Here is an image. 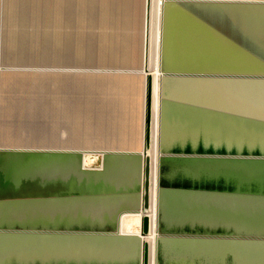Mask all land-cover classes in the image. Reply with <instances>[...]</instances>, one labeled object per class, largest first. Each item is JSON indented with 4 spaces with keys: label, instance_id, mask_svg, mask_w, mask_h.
<instances>
[{
    "label": "rangeland",
    "instance_id": "374dc122",
    "mask_svg": "<svg viewBox=\"0 0 264 264\" xmlns=\"http://www.w3.org/2000/svg\"><path fill=\"white\" fill-rule=\"evenodd\" d=\"M57 2L62 1L21 0L18 5H16L17 2L12 3L11 1L12 4L19 6V9L0 11V50L6 49L5 45L8 38L15 42L12 46H21L22 50L44 52L47 48L50 49L51 46L56 48V43L64 38L66 41L75 44L78 41L80 45L85 46V49L108 50L115 35L114 28L109 27L110 17L107 15L109 13L104 11L108 10L106 2L79 0V10L76 7L77 0L63 1L61 9L60 4ZM162 3H165L166 6V2H163V0L155 1V9H158L155 10V13L157 16L159 15V38ZM51 13L54 20L70 19L76 21V18L82 20L81 18L84 16L86 25L84 28L72 26L45 27L44 22ZM2 20L12 23L19 22L21 25H10L11 23L8 24V22ZM34 20L37 22L36 26L33 25L36 24ZM166 20L165 17L164 27L167 25ZM4 23L7 24L3 26ZM78 30L79 34L77 36ZM177 46H181L180 48L190 47L187 43H178ZM244 47L245 50L254 51L253 46L251 48L250 45H244ZM153 48L155 49L154 38ZM42 59H0V148L25 146H29L28 148H41L44 146L61 147L62 145L65 148H76L82 146L81 150L85 151L82 157V169L86 171L101 170L103 163L101 154L114 152L111 151L110 147L112 142L107 138L87 137L83 139L77 135V95L79 94L80 99L82 97H80L81 93L78 91L81 90L78 86V77L81 79L82 75L78 76L76 69L72 68L75 67V63L69 64L67 61L65 63L68 65L64 66V69L45 73ZM247 59L248 63H246V67L244 66L246 70L242 71L243 66H234V73L264 76L256 72V64L247 66L250 63L249 58ZM253 59L255 60V58ZM108 61L107 59L96 60L100 64ZM160 61L161 67H159V62L158 65L154 61L151 63L153 72L157 73L158 69L160 72L159 101L163 103L162 109L159 107L160 117L158 116V122L154 124L152 207L149 212L150 218L152 212L155 219L158 214L156 221L158 234L156 235L155 230L151 231L149 240L154 243L156 238L160 239L162 235L175 234L184 237L183 240L186 241H179V243L173 241V243H169L170 245H160L159 243V246L157 245L154 249L152 247L151 264H256V257H258L256 255L258 253L256 251V241H264V215H257V207L264 198V143L262 142V144L256 146V139L251 140L249 144H245L243 138L227 139L225 131L220 132L219 129H213V126L209 125L211 118L206 117L203 113H200L201 115L197 117L199 129H193L191 125L195 123L194 121H186L185 119L179 121L175 113L178 112L176 100L182 99L184 96L185 101L186 96L191 91L198 95V99H203L205 102H208L210 95H214L216 99H221L224 103H229V106L240 109L238 118L230 119L232 122H237V132H240L238 137H243L246 122L251 117V114H246V107L249 104L246 97L250 92L255 94L256 91L264 92V77H256V80L232 81H194L176 76L168 78L165 73L196 74L198 68L206 67L213 70H209V72L214 74H221L225 70H221L220 66L217 67V63L221 62L216 60L208 62L207 60L180 58ZM199 63L201 66H197ZM241 64L244 65V63ZM38 65L41 68H37ZM165 70H168V72H165ZM99 72H105V70ZM101 74H85V90L87 91L88 88L87 84L89 82L87 80L93 78L95 80L93 87L96 85V88H98L95 100L97 103L104 102L108 104L112 98L108 95L107 91L109 89L107 90L106 87L97 84L103 77ZM184 77L190 78L188 76ZM224 84H226V87ZM80 86H82V83ZM180 95L182 98L179 97ZM186 101L188 102V100ZM164 103L171 106L168 110L170 116L166 114L167 109ZM253 104L256 105V103ZM166 115H168V118H166ZM91 120L92 113L90 114ZM187 122H190V124ZM217 123L221 124L220 122ZM92 134L94 132H85L86 136ZM60 136L63 138H60ZM259 139L260 137L257 138V141ZM137 140L139 141V139L127 141L131 147H134L137 145ZM163 157L177 158L178 164L169 162L166 168L158 171L159 161ZM191 163H198L194 167V173L189 172L190 174H188L180 169ZM158 173L160 177L159 189L188 191L190 200L197 206L195 210L189 209L191 211L187 210L178 217L171 216L168 218H162L159 208L156 213L157 205L156 207L154 205L157 201ZM244 176L252 179L244 181L242 179ZM262 178L263 180L260 182L259 180ZM39 183L34 184L29 189L18 182L13 185V188L10 185H5V189L0 190V201L19 200L18 198L22 196L37 199L34 202L31 201V204L20 202L18 206L21 210L16 213L2 212L0 222H3V220L9 222L16 218L17 220H32L34 223L31 224L32 226L69 227L71 230L78 231H99L101 229L114 231L117 227L131 232L139 230V215L135 212L122 214L120 225H114L113 230L111 227L113 224H106L108 219L101 220V217H97L99 220L97 218L79 220L83 217L80 212H64L66 206L61 208L62 205L67 203L66 199L77 195L75 192L63 193L62 199L64 200L61 201L57 198L60 196L53 191L57 186L55 181L53 182L55 184ZM26 190L29 191L26 192ZM73 203L84 206L80 201ZM97 203L100 206L101 202L99 200H97ZM159 203H161L160 199ZM28 205L37 211L43 208L47 210L49 206H53V208H56V212L48 214L47 210L46 213L31 214L26 212L25 207ZM4 206L6 205L3 204ZM29 206L28 208H30ZM77 207L72 208V210H80V207ZM52 209L50 210L54 211ZM102 209L107 208L102 205ZM107 213L108 211L100 213L98 216H107ZM85 218L84 216L83 219ZM154 218L151 222L152 227ZM7 226H11V228L19 227L8 224ZM1 227L6 228L5 226ZM151 238H154V240H151ZM58 249L50 248L49 251L58 252ZM7 256L17 258L16 255L7 254ZM42 258L35 257L36 262L30 261L32 263H23V260L19 258H17V261L12 262L17 264H56L58 262L55 261L56 258L54 257H48L45 262L39 261L44 260Z\"/></svg>",
    "mask_w": 264,
    "mask_h": 264
},
{
    "label": "crops",
    "instance_id": "0c3cea01",
    "mask_svg": "<svg viewBox=\"0 0 264 264\" xmlns=\"http://www.w3.org/2000/svg\"><path fill=\"white\" fill-rule=\"evenodd\" d=\"M2 1H0V11L19 9V6H16L18 2H12L16 3L15 5L5 0ZM61 1L60 3L57 2L60 4V9L65 0ZM163 2H166V6L165 3H162L160 38L158 33L157 42L154 40L157 51L152 50L151 44L150 53H153L151 61L153 59H156L154 62L158 60V65L160 59L206 58L208 62L211 60L221 62L217 63V67L220 66L221 70H225L224 72L234 73L235 71L232 70L234 66H242L240 65V59L255 58L256 72L264 74V0H163ZM76 7L79 10V0H77ZM142 7V0H111L109 5V27L114 28L115 36L112 39L113 41L111 40L112 42L107 51L93 48L85 49V46L80 45L78 41L75 44L66 41L65 38L56 43V48L51 46L50 49L47 48L44 52L22 50L21 46H12L15 42L8 38L5 45L6 49L0 50V59L43 58L44 70L49 72L64 69V66L68 65L65 61L69 64L75 63V67L72 68L76 69L78 76L82 75L81 79L78 77V86L81 89L78 91L81 93L80 97H82L80 99L79 94L77 95V135L83 139L87 137L107 138L112 142L111 151L137 153L141 150L140 139L142 136V89L141 77L139 76L141 75ZM165 17L167 25L164 27ZM81 19L76 18V21L70 19L54 20L51 13L50 19L45 20L44 26L49 28L69 26L84 28L86 25L84 16ZM34 22L36 24L33 25L36 26V20ZM5 24L7 23L2 25L5 26ZM8 24L14 25L19 24V22H8ZM78 34L79 30L77 36ZM153 36L155 39L154 31ZM150 42L152 43L151 39ZM178 43H187L190 47L180 48L181 46H177ZM244 45H250L251 48L253 46L254 51L245 50ZM106 59L109 61L104 64L96 62V60ZM37 68H41V66L38 65ZM100 70H105L109 74L108 78H104L100 82V85L106 87L107 90L109 89L107 91L108 95L112 97L108 104L104 102L97 103L95 100L98 88H96V85L93 87L95 84L93 78L87 80L89 83L87 84V91L85 90V74L91 75ZM153 75L154 83L159 89V69L157 73L153 72ZM81 83L82 86H80ZM224 85L226 87V84ZM209 97L208 103L203 99H198V95L191 91L186 96L188 102L184 101V96L181 97L182 99L176 100L178 112L175 113V116L178 117L179 121L184 119L194 121L195 123L191 126H193V129L198 130L199 121L197 117L203 113L206 117L211 118L209 125H212L213 129H219L220 132L225 131L227 139L243 138L245 144H249L251 140L256 139V146H259L262 142L264 143L263 91H256V94L250 92L246 97L249 104L252 101L246 107V114H251V117L246 122L243 137H238L240 132H237V122L231 121L233 118H238L240 109L229 106V103L216 99L214 95ZM159 98V90L157 94L154 91V124L158 122V116L160 117ZM253 103H256V105ZM101 104L102 106H100ZM165 105L166 114L170 116L168 110L171 106L169 104ZM91 113L92 120L90 121ZM168 115H166V118H168ZM187 123L190 124V122ZM86 131L94 132V134L86 136ZM258 137H260L259 141H257ZM60 138L63 137L60 136ZM130 139H139V141L137 140V145L131 147L127 141ZM51 148L70 149L73 147L65 148L62 145L61 147ZM81 148L82 146L76 147L77 150H81ZM177 200L174 199L173 208ZM120 230L133 236H138L136 231L139 232V230L135 232L124 231L121 228ZM151 239L154 240V238Z\"/></svg>",
    "mask_w": 264,
    "mask_h": 264
},
{
    "label": "water",
    "instance_id": "95a60500",
    "mask_svg": "<svg viewBox=\"0 0 264 264\" xmlns=\"http://www.w3.org/2000/svg\"><path fill=\"white\" fill-rule=\"evenodd\" d=\"M0 1L3 2L2 0ZM5 1L7 2V0ZM11 1L19 2L21 0H10V2ZM93 1L106 2L108 4V10L104 11L107 13L110 12L109 5L111 0ZM155 1L156 0H142V30L140 38L141 75H139L141 77L142 89V136L140 139V152H104L101 154L103 162L101 170L86 171L81 167L82 157L85 151L77 150L74 147L70 149H54L47 146L41 148H28L29 146L20 148H0V190H4L5 185H10L11 188H13L16 182L26 186L27 189L34 184H40L39 182H48L47 184L56 183L58 186H56L53 191L58 195L61 192H75L77 194L75 197L65 200L67 203L61 206V208L66 206L64 212H80V215L86 217L85 219H83V217L79 219L82 221L97 217H101V220L108 219L106 224H113L111 226L112 230L114 229V225H120V217L122 214L135 212L139 215L138 236L122 233L118 227V229L116 228L114 231L104 229H101L102 231H78L71 230L69 227H47V225L32 226L31 224L34 223L32 220L28 219L17 220L15 218L9 222L3 220V222H0V264H17L12 262L15 260L17 261V258L23 260V263H32L30 261H35V257H43L42 259L44 260L39 261L44 262L48 257H54L56 258L55 261L64 260L76 264H150L152 247L154 249L157 245L159 246V243L160 245H165L173 243V241L176 243H179V241H186L183 240L184 237L175 234L162 235L160 239L156 238L154 243L149 240L152 228L155 230L156 235L158 234L156 225L158 214L156 219L154 218L153 227L149 214L151 211V189L154 167L152 150L155 142V83L151 64L152 54L150 53V38L153 32ZM107 15L109 16V14ZM48 19H50V15ZM249 60L250 63L247 64V66L256 64V59L249 58ZM240 63H244V65H241L243 66L242 71H245L248 59H243ZM197 66H201V64L199 63ZM159 67L161 66L159 65ZM208 68L209 67L198 68V73L196 74L187 75L178 72L171 74V72H169L165 73V76L168 78L176 76L194 81L256 80V77H264L238 73L232 74L229 72L214 74L213 72H209L210 69ZM165 72H168V70H165ZM45 73H47V71H45ZM97 73H102L101 75H103L98 81L100 85L101 80L108 78L109 74L106 71ZM162 103L163 102L160 101V109H162ZM176 160L177 158L173 157L161 158L158 171H161L162 168H166L169 162L177 163L178 161ZM195 165H198V163H191L180 169L188 174H190L189 172L194 173ZM242 179L247 181L252 178L244 176ZM262 180L263 178L259 181L261 182ZM54 181L55 183H53ZM159 181L160 177L158 173V190L155 207L157 205L156 213L159 208L162 218L171 216L178 217L188 209L195 210L197 206L190 200V193L188 191H183L181 189L178 191L165 188L159 189ZM30 184L32 185L30 186ZM28 191L29 190H26V192ZM18 199L19 200L0 201V215L2 212L16 213L18 210H21L19 209L20 206H18L20 202L31 204V201L34 202L37 198L34 199L22 196ZM96 199L101 202L100 206ZM159 199L161 203H159ZM174 199L178 200L173 208L172 204L174 203ZM61 200L64 199L61 198ZM77 201H80L84 206L73 203ZM261 201L262 202H260L257 207V215L263 216L264 198ZM3 204L6 205L4 206L5 208ZM102 205L107 209H102ZM28 206L25 207V209H27L26 212H30L31 214H38V212L46 213L47 210L48 214L56 212V208H53V206H49L47 210H45V208L42 210L38 209L39 211L31 206L28 208ZM76 206L80 207V210H72V208H76ZM106 211H108L107 216H98L100 213ZM97 220H99V218H97ZM7 224L19 227L11 228V226H7ZM1 226H5L6 228H2ZM50 248H59V253L57 251L50 252ZM256 251H258V253H256V255H258V257H256V264H264V241H256ZM7 254L16 255L17 258L15 256L9 257Z\"/></svg>",
    "mask_w": 264,
    "mask_h": 264
},
{
    "label": "bare ground",
    "instance_id": "6f19581e",
    "mask_svg": "<svg viewBox=\"0 0 264 264\" xmlns=\"http://www.w3.org/2000/svg\"><path fill=\"white\" fill-rule=\"evenodd\" d=\"M158 3V2H157ZM157 7V6H156ZM155 10H158V9H155ZM160 11V10H159ZM158 12V11H157ZM159 16V15H158ZM158 16H157V14L155 13V16H154V22H153V31H154V35H155V39L154 40H156V42H157V34H158V30H157V28H158ZM153 38H154V36H153V32H152V34H151V41H152V48H153ZM157 45V44H156ZM153 51H155L156 49H152ZM157 51V50H156ZM153 54V53H152ZM157 54V53H156ZM157 56V55H156ZM152 57V56H151ZM154 60H156V59H153V61ZM158 61V60H157ZM156 61V62H157ZM154 64V63H153ZM154 91L156 92V94L158 93V88H157V85H155L154 86ZM155 105V104H154ZM156 115H157V109H156ZM156 121V120H155ZM157 125V124H156ZM157 174V173H156ZM151 198H152V190H151ZM155 206V205H154ZM152 207V206H151ZM152 218H154V214H153V212H152V217H151V221H152ZM153 231V230H152ZM152 240V239H151Z\"/></svg>",
    "mask_w": 264,
    "mask_h": 264
},
{
    "label": "trees",
    "instance_id": "16d2710c",
    "mask_svg": "<svg viewBox=\"0 0 264 264\" xmlns=\"http://www.w3.org/2000/svg\"><path fill=\"white\" fill-rule=\"evenodd\" d=\"M58 186V185H57ZM58 195V194H57ZM59 196L60 197H57V198H59L60 200H61V198H62V196H63V192H61L60 194H59ZM62 201V200H61ZM56 264H69V262H66V261H62V260H60V261H58ZM72 264H76V263H72Z\"/></svg>",
    "mask_w": 264,
    "mask_h": 264
}]
</instances>
